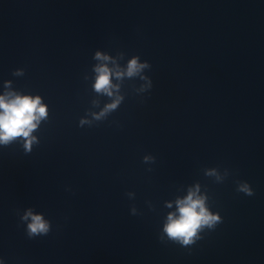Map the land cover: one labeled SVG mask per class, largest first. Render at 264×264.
<instances>
[{"label":"clouds","instance_id":"1","mask_svg":"<svg viewBox=\"0 0 264 264\" xmlns=\"http://www.w3.org/2000/svg\"><path fill=\"white\" fill-rule=\"evenodd\" d=\"M97 57L100 54L97 53ZM147 67V64H139L134 58L130 61L127 74L133 75L141 68ZM99 76L95 89L97 91H105L111 95L109 91L110 73L106 67L98 68ZM119 76L120 74L117 73ZM118 103V101H117ZM116 103L108 106L109 109L115 108ZM46 115V109L40 105L39 98L16 96L11 99L0 96V142L7 143L10 139L17 136H23L26 140L30 137V132L35 128V122ZM26 148L30 149V142L26 143ZM147 159V157L145 158ZM239 191L251 196L253 190L247 183L241 184ZM179 215H169V223L165 226V232L169 238L179 241L183 245L191 244L198 231L203 227H212L220 219L218 215L208 212L204 206L202 198H195L194 193L183 200L178 201ZM31 217V223L28 224L29 237L37 234H47L49 225L40 215H33L28 211L23 219L27 220Z\"/></svg>","mask_w":264,"mask_h":264}]
</instances>
